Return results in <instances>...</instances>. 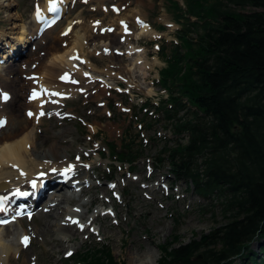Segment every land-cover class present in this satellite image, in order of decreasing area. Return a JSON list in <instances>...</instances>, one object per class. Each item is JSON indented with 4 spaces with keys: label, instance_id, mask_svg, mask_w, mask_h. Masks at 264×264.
I'll return each mask as SVG.
<instances>
[{
    "label": "rangeland",
    "instance_id": "1",
    "mask_svg": "<svg viewBox=\"0 0 264 264\" xmlns=\"http://www.w3.org/2000/svg\"><path fill=\"white\" fill-rule=\"evenodd\" d=\"M44 1L11 0V5L5 7L7 0H0V30L7 32L12 25L7 13L15 15L17 23L30 26L35 9L41 8ZM177 1L184 5L183 0ZM139 7L141 13L136 10ZM133 15L142 17L156 33L154 36L133 35L127 41L133 45L135 53L143 51L146 61L143 71L138 70L135 74L137 80L134 78L130 82L111 73L130 75L126 45L119 40L118 19L130 18L135 34L138 24ZM68 27L71 37L76 31L81 35L84 29L87 32L83 51L87 62L79 61L80 55L76 56L77 71L74 69L71 75L75 81L87 77L83 80L84 85L75 92L59 95L57 113L46 111L36 123L17 107L19 111H13L15 115H9L8 123L0 128V137L9 136L27 124L28 130L34 125L38 151L46 149L53 141L58 142L59 156L68 157L66 165L76 169L81 179L64 187L57 195L64 200L57 202L51 212L56 223H61L73 212L78 214L81 218L79 231L71 239L65 233L53 231L43 235L44 238L39 233L33 234L46 216L42 211L43 203L42 209L30 210L24 214L28 216L11 223L9 231L0 229V244L3 242L14 248L8 254L0 251V264H78L66 256L70 253L93 254L106 248L118 263L148 264L146 259L152 253V257H157L155 264H158L164 256L162 245L174 236H178L174 247L180 242L200 241L204 236L207 239L211 231L224 222L218 202L197 195L193 186L185 181L175 182L168 172V162L159 164L156 161L155 157L162 150L163 136H173L169 129L161 130V122L155 121L151 112L146 114V110L141 112L139 109L146 99L156 103L159 95L166 96L157 85L159 70L166 64L158 48L162 43L175 42V32L180 26L166 0H71L65 3L59 23L49 34L43 35L45 41L41 43L38 35L31 37L27 49H22L16 58L25 60L34 54L42 56L44 47ZM109 34L113 37L111 43L117 46L115 53L113 45L111 51L101 50L102 39L108 45ZM94 46L95 50L90 52ZM11 63H0V85L12 95V87L2 85L14 76L6 74V67ZM148 88H152L150 92ZM146 122L152 125L148 128ZM128 132L139 135L136 143L139 139L145 143L139 152L141 157L132 165L115 160L114 154L109 152L110 143L119 146ZM32 164L29 161V165ZM24 230L30 232L27 246L20 236ZM262 247L264 239L251 243L250 248L259 259H264Z\"/></svg>",
    "mask_w": 264,
    "mask_h": 264
},
{
    "label": "trees",
    "instance_id": "2",
    "mask_svg": "<svg viewBox=\"0 0 264 264\" xmlns=\"http://www.w3.org/2000/svg\"><path fill=\"white\" fill-rule=\"evenodd\" d=\"M183 1L166 0L180 26L176 41L158 50L166 64L157 85L166 96L139 109L173 136H163L156 161L168 162L175 182L218 202L224 222L204 243L174 247V236L158 264H264L250 248L264 239V0ZM137 138L128 132L119 146L111 142L110 154L132 165L145 146ZM70 258L124 264L107 248Z\"/></svg>",
    "mask_w": 264,
    "mask_h": 264
},
{
    "label": "bare ground",
    "instance_id": "3",
    "mask_svg": "<svg viewBox=\"0 0 264 264\" xmlns=\"http://www.w3.org/2000/svg\"><path fill=\"white\" fill-rule=\"evenodd\" d=\"M51 1L53 0H45L43 6L36 9L30 26L17 23L14 21L16 19L15 15L7 13V18L12 20V25L9 27V31L7 32L0 30V39L9 34L12 37L15 35L14 37L18 39V42H20L19 44L22 45V43L27 44L31 37L38 35L40 36L39 41L41 43L45 41L43 35L49 34L55 25L46 30L40 31V24L36 23L35 18L36 16L39 18H50L54 14L52 12L48 13L47 11ZM67 1L71 0H58V5L61 8H64ZM10 5L11 0H7L5 7ZM136 10L141 13V7ZM137 15H135L136 17L133 15L138 24V30L135 34H133V27L129 22L130 18L124 17L122 19H118V26L120 29L119 40L120 42H124L123 44L126 45V51L129 55L127 69L133 78L131 79L130 75H122L121 72L111 73V75L116 78L122 77L130 82L134 80L136 72L141 69L143 71V66L146 65V61L144 59L145 54L141 53L143 51L135 53L133 45L128 43L130 37H133V35L135 37L140 35L154 36L156 33L142 17H138ZM96 24L97 23H94L93 25ZM125 26L127 27V30H125ZM78 32L79 31H76V33L74 32L75 34L72 35V38L70 36V27H68L65 31H63V33H61L62 35H56L57 37H55L53 41H48L49 43L44 47V53L42 56L40 54H34L31 58L29 57L25 60L15 58V60L13 59L11 61V64L7 65L6 74L9 76L12 73L14 76L9 79V82L6 83V85H2L4 87L8 86V88L9 86L12 87L13 92L7 100L8 106H4L1 100V92L7 91V89L2 88L0 85V121H3V125L8 123L7 118L9 115L13 116L15 115V112L19 111V108L17 107H20L22 109V114L29 116L35 123L40 120L41 112L45 113L46 111H49L57 113L60 106L59 95L75 92L84 85V79H87V77L85 78L82 76L79 80L75 81L71 76L74 69L76 70V63L78 62L76 61V56L80 55L79 61H86L84 57L86 54L83 51L85 47V34H87V32L85 29L82 35L78 34ZM11 36H6L5 42L8 44L7 47L9 48L8 50L6 49L2 52L0 55L1 59H4V57L12 58L13 49L19 45L16 41H12L14 38ZM108 36L109 43L107 45V42L102 39L101 50L104 52L111 51V45H113V51L115 53L117 52V46L112 44V41H110L113 37L110 34ZM70 37L72 40H70ZM23 48L26 50L27 45ZM94 48L95 46L90 50V52L94 51ZM113 67L117 69L115 64ZM65 72L70 73L68 79H62V74ZM151 89L148 88V92H150ZM34 91L39 93L37 99H31ZM52 93H59V95H52ZM16 99L17 102L15 103ZM29 112L32 113L31 116L29 115ZM25 122L29 123L26 120ZM33 127L28 130V126L25 124L17 131L10 133L9 136L5 135L4 137H0V190H3L1 198L4 199L10 196V198L15 199L17 196L16 191L27 192L28 194L32 191L31 193H33V182H35L36 185L40 182V179H45L47 181L46 186L39 195V198L35 200L32 209L38 208L41 203H44L43 206L45 207L41 209L44 213H46V216L41 226H39L37 230L33 231V234L39 233L41 237L44 238L43 235L53 231L58 234L65 233L68 236V239H71L79 231V226L81 224V218H79L80 216L73 212L70 216H68L69 218L66 217L61 223H56L54 222L55 216L51 210L54 209L57 202L64 200V197L57 198V195L61 194L64 187H68L73 181L79 182L81 177L76 174L77 171L76 169H73L72 166L71 172L62 174L65 169L70 167V165H66L68 159L66 155H63L64 157L59 156L61 154L57 141H53L46 149L38 151L37 137L33 131ZM34 157L38 160H36L37 162L34 161ZM43 159L45 161L42 162L41 160ZM29 161L33 164L29 165ZM53 169L56 171H53ZM37 176H40V178L37 179ZM58 178H61L60 182H57ZM81 190H84V188ZM47 207L50 208L47 209ZM75 217H78L79 223L72 222ZM10 226V223L5 224L0 226V229L3 228L4 230L6 229V231H9ZM53 227H55V229H53ZM84 229L86 228L84 227ZM20 236L23 240L24 237L30 236V232L24 230V234H20ZM60 240H62V238H60ZM11 250H14V248L10 245L4 244L3 242L0 244V251L5 254H8ZM152 255V253L149 254V257L146 259L148 264H155L157 257L155 255L152 257ZM140 264H142V262Z\"/></svg>",
    "mask_w": 264,
    "mask_h": 264
},
{
    "label": "snow or ice",
    "instance_id": "4",
    "mask_svg": "<svg viewBox=\"0 0 264 264\" xmlns=\"http://www.w3.org/2000/svg\"><path fill=\"white\" fill-rule=\"evenodd\" d=\"M38 15H39V14H38ZM98 23H99V22H97V24H98ZM125 30H127V27H126V26H125ZM108 31H111V29H108ZM63 78H66V77H62V79H63ZM52 95H59V93H52ZM38 96H39V93H37V92L34 91V92L32 93L31 99H37ZM3 99H4V100H7V99H9V96L5 93V94H3ZM43 114H44L43 112L40 113V115H43ZM29 115L31 116L32 113L29 112ZM2 124H3V121H0V126H2ZM53 171H56V170L53 169ZM71 171H72V167L70 166L69 168L65 169V170L63 171L62 174H67V173H69V172H71ZM33 186L35 187V182H33ZM16 195H27V193H20V192H17ZM2 210H3V209L0 208V211H2ZM72 222H73V223H79L78 221H75V220H73ZM0 223H7V221H0ZM81 227H83V225H81ZM27 242H28V237H24V239H23V243H25V246H27Z\"/></svg>",
    "mask_w": 264,
    "mask_h": 264
},
{
    "label": "water",
    "instance_id": "5",
    "mask_svg": "<svg viewBox=\"0 0 264 264\" xmlns=\"http://www.w3.org/2000/svg\"><path fill=\"white\" fill-rule=\"evenodd\" d=\"M205 240H206V237L204 236L200 239V242L203 243V242H205ZM200 257H201V255H198V257H196V258H200Z\"/></svg>",
    "mask_w": 264,
    "mask_h": 264
}]
</instances>
